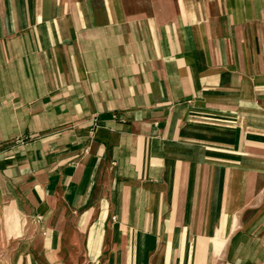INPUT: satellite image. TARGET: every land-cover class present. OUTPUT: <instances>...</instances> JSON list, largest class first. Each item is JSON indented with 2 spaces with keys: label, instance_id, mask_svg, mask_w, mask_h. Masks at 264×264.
Segmentation results:
<instances>
[{
  "label": "crops",
  "instance_id": "crops-1",
  "mask_svg": "<svg viewBox=\"0 0 264 264\" xmlns=\"http://www.w3.org/2000/svg\"><path fill=\"white\" fill-rule=\"evenodd\" d=\"M0 253L264 264V0H0Z\"/></svg>",
  "mask_w": 264,
  "mask_h": 264
},
{
  "label": "rangeland",
  "instance_id": "rangeland-1",
  "mask_svg": "<svg viewBox=\"0 0 264 264\" xmlns=\"http://www.w3.org/2000/svg\"><path fill=\"white\" fill-rule=\"evenodd\" d=\"M0 264H3V254L2 253H0Z\"/></svg>",
  "mask_w": 264,
  "mask_h": 264
}]
</instances>
